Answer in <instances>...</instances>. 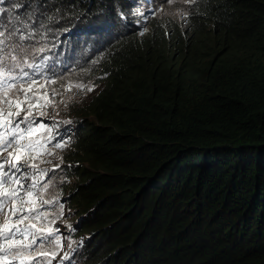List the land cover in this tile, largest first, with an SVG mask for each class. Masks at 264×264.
I'll list each match as a JSON object with an SVG mask.
<instances>
[{
	"label": "trees",
	"instance_id": "obj_1",
	"mask_svg": "<svg viewBox=\"0 0 264 264\" xmlns=\"http://www.w3.org/2000/svg\"><path fill=\"white\" fill-rule=\"evenodd\" d=\"M139 2L0 0L25 53L59 37L60 65L92 47L78 70L106 76L65 121L75 141L58 159L80 259L264 264V0L160 16Z\"/></svg>",
	"mask_w": 264,
	"mask_h": 264
},
{
	"label": "snow or ice",
	"instance_id": "obj_2",
	"mask_svg": "<svg viewBox=\"0 0 264 264\" xmlns=\"http://www.w3.org/2000/svg\"><path fill=\"white\" fill-rule=\"evenodd\" d=\"M185 2L192 3L194 0ZM25 39L27 37L14 20L9 19L5 23L4 19H0V217L3 218L0 220V264H31L33 260L35 264H42L37 257H43L46 264H51L49 257L54 258L57 253L41 249L45 243L52 244L53 240L59 245L60 240L50 229L46 233L43 227L37 228L34 221L47 218L46 213L39 211L40 207L56 202L55 199H44V193L49 188V183L44 181L48 172L55 171L60 165L47 169L34 163L38 159V155H34L38 147L43 148L45 142L55 137L31 138L34 126L48 133L52 129L43 124L36 125L37 116L46 113L37 111L34 105L39 103L41 108L47 107L48 101L37 94L39 89L34 91V86L38 84L36 79H24L28 73L23 72L21 53L26 50L19 41ZM16 69H20L19 77L13 74ZM71 87L68 85L69 89ZM77 87L83 90L84 85ZM94 87L89 86L87 91H93ZM34 111H37L35 116ZM68 143L65 140L54 147L62 149ZM45 151L55 155L46 148ZM59 159L62 163L63 158ZM64 259H69L67 253L62 257Z\"/></svg>",
	"mask_w": 264,
	"mask_h": 264
},
{
	"label": "rangeland",
	"instance_id": "obj_3",
	"mask_svg": "<svg viewBox=\"0 0 264 264\" xmlns=\"http://www.w3.org/2000/svg\"><path fill=\"white\" fill-rule=\"evenodd\" d=\"M187 6L188 5L185 0H143L141 11H144L145 9H153L160 16L164 13H182V11H186ZM153 17L147 23V26H149V24L152 22ZM147 20L148 19L142 21L141 23L146 24ZM51 38L54 41V37ZM58 42L60 43L61 41L58 40ZM85 72L82 73L81 70L74 69L73 71H70L69 74H62L58 78V75L50 78L44 77L43 79H41L42 82L38 81V84L34 86V88L39 89L41 95L43 96L41 97L42 100L48 101L47 107L41 108L40 106L37 111H43L46 113L44 117L47 116L53 119L52 125L54 129L55 126L59 125V121L61 119L69 116L71 117V114L75 108L86 104L89 101L90 97L100 89L98 79H100L101 81L102 79H106V76H96L97 74H99L98 69L96 70V75H94L93 72H88V74H85ZM52 81L55 82L52 83ZM41 84L45 85L40 88L39 86ZM80 84L84 85L83 90L77 87V85ZM68 85H72V87L69 89ZM89 86H95L94 90L91 92L87 91V88ZM45 93H47V95H45ZM41 132L42 128L39 129L38 133L41 134ZM53 146V144H50V151L54 152L55 155L47 154L46 156L37 159L34 162L37 163L40 168L53 169V163L58 161L62 149H58ZM40 160H43L45 162L41 163ZM61 171L59 170V167L55 168V171H49L47 174V178H45L44 181L45 183H49V188L46 192V194H48V198L50 196L49 199L56 200V202L53 203L55 206L47 213L50 214V211H52L53 214L58 213V215L60 216V220L57 221V228L60 226L61 220L68 222L69 219L72 222L73 220L71 217H73V219H76V217L78 218V215H80L79 209L72 205L71 202H68L67 204L65 203L62 208L60 202L57 203L58 195H60L61 191L65 188L64 183H72V179H74V177L62 173ZM63 211H65V215L61 213ZM67 214L69 215V217H67Z\"/></svg>",
	"mask_w": 264,
	"mask_h": 264
},
{
	"label": "clouds",
	"instance_id": "obj_4",
	"mask_svg": "<svg viewBox=\"0 0 264 264\" xmlns=\"http://www.w3.org/2000/svg\"><path fill=\"white\" fill-rule=\"evenodd\" d=\"M139 5H140V9L138 10V11H136V10H134L135 12H139V13H141V14H145L146 12H151V13H153V14H155V10H153V9H147V11H146V9L144 10V11H141V9H142V6H143V0H140V2H139ZM0 10H2V11H0V19H1V15L2 14H8L9 13V11L8 10H6V9H4L1 5H0ZM152 15V14H151ZM6 22V21H5ZM8 22V21H7ZM50 37V39H51V36H46V38H49ZM52 37H54V36H52ZM54 39H58V40H60V41H62V43L65 41V40H63L62 38H60L59 39V37H54ZM22 46H23V43H20ZM37 45V44H36ZM32 46L30 49H29V51L28 52H30V51H32L35 47H37V46ZM23 48H24V46H23ZM18 51H19V49H18ZM71 52V51H70ZM71 53H73L74 54V52H71ZM92 53H95V52H92ZM84 54L85 53H83V56L81 57V59L83 58V60H90V59H92L93 57H94V55H91V56H88V57H86V56H84ZM74 56V55H73ZM21 57H22V62H23V60L25 59L24 57V52L23 53H21ZM71 60H73V61H78V58H77V55L76 56H74L73 58H71ZM80 60V59H79ZM77 66H79V65H77ZM70 71H73V69H70V70H68V71H66L65 73L67 74V72L69 73ZM64 73V74H65ZM62 75V74H61ZM67 118V119H66ZM66 118H63V119H61L60 121H59V125H58V127L61 129V128H63V126H64V123H65V121L66 120H68L69 118H71V117H66ZM64 136V135H63ZM74 139H75V137H74ZM75 140H73L72 142H70V143H68V145H67V148L70 146V145H72L73 144V142H74ZM67 148H65V149H67ZM65 149H62L61 151H63V150H65ZM54 164V166L56 165V164H59L60 165V163H58V161L57 162H54L53 163ZM61 166V165H60ZM66 202V201H65ZM68 203V202H67ZM67 217H69V215L67 214ZM69 220V219H68ZM71 221V220H70ZM74 226H72V228L74 229V231L76 232V234L77 235H82V234H80V233H78V228L76 227V223L74 222V221H72L71 222ZM57 224V223H56ZM49 247V245H45V246H43L42 247V249H41V251L43 250V249H46V248H48ZM38 259H41V261H42V264H46V261H45V259L43 258V257H37ZM50 259H51V264H65L63 261H62V259L59 257V256H56V257H54V258H52V257H49ZM43 260H44V262H43ZM76 264H83V261H81V259H80V255H77L76 256ZM31 264H35V260H33L32 262H31Z\"/></svg>",
	"mask_w": 264,
	"mask_h": 264
}]
</instances>
